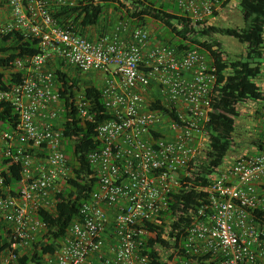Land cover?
Segmentation results:
<instances>
[{"label":"built area","instance_id":"obj_1","mask_svg":"<svg viewBox=\"0 0 264 264\" xmlns=\"http://www.w3.org/2000/svg\"><path fill=\"white\" fill-rule=\"evenodd\" d=\"M0 34L36 40L41 53L15 61L21 79L0 90L17 122L0 129V221L15 236L4 262L28 253L54 211L56 195L72 173L64 150L63 113L51 67L63 64L100 83L111 119L97 128L100 148L88 156L97 189L64 237L40 264H151L145 255L150 228L184 188L190 164L204 157L206 125L217 85L216 69L198 50L179 51L151 38L146 28L119 22L107 32L60 26L54 14L75 0H2ZM195 25H207L221 0H161ZM97 30V31H95ZM95 35L91 36V32ZM159 101L161 108L149 109ZM76 105L87 117L78 93ZM21 167V179L4 188L2 171ZM206 203L195 210L165 264H264V139L262 150L240 155L208 177ZM171 220L163 219L167 239ZM173 243V242H171ZM170 256L172 258L170 259Z\"/></svg>","mask_w":264,"mask_h":264},{"label":"trees","instance_id":"obj_2","mask_svg":"<svg viewBox=\"0 0 264 264\" xmlns=\"http://www.w3.org/2000/svg\"><path fill=\"white\" fill-rule=\"evenodd\" d=\"M221 2L219 10L225 8L229 1ZM3 5L4 1L0 0V7ZM108 9L115 11L120 22L129 23L132 27L148 29L151 22L159 24L170 34L171 38L165 37L167 45L179 51L198 50L206 56V63L216 69L217 85L212 93V111L206 125L209 144L205 155L195 164H190V177L183 179L184 188L172 194L169 210L164 215L165 219L171 220L167 239L162 228L164 218L150 228L149 248L145 255L151 264H165L161 254L169 251L173 245L178 247L185 228L193 221L195 210L206 203L207 195L203 190L209 186L208 177L220 170L225 159L237 147L234 134L240 117L239 106L252 101L261 102L264 108V92L258 85L264 78V0H238L242 28L195 25L180 11H175L174 5L161 0H75L72 7H62L53 16L59 20L60 26H69L74 32L84 34L85 28L100 29ZM217 16L218 12H215L214 18ZM106 27L104 23L101 31L105 32ZM218 35L233 38L245 46L244 56L228 59L222 44L215 39ZM39 53L41 50L36 40L24 38L18 32L0 34V90L9 89L24 75L15 73L16 60L31 58ZM51 69L64 105V150L72 175L56 195L55 210L39 212V219L46 224V231L32 243L30 251L16 261L4 262L15 236L8 225L0 221V264H40L45 254L54 251L56 243L64 237L69 225L78 216L80 207L97 189L96 176L88 156L100 148L96 138L97 128L110 120L111 115L104 107L99 85L63 64L53 65ZM78 93L83 94L87 117L81 116L76 105ZM159 108V101L149 105L152 110ZM16 122L13 108L7 103L0 104V129L8 130ZM263 139L264 130L252 142L255 150H262ZM9 163V160H2L0 169ZM1 175L4 188L14 186L21 179V167L8 166ZM2 194L4 189L0 188ZM259 218L264 222V216Z\"/></svg>","mask_w":264,"mask_h":264},{"label":"rangeland","instance_id":"obj_3","mask_svg":"<svg viewBox=\"0 0 264 264\" xmlns=\"http://www.w3.org/2000/svg\"><path fill=\"white\" fill-rule=\"evenodd\" d=\"M227 1V0H222ZM228 4L225 8L218 11V16L212 19L209 22V25L223 27V28H242L243 23L241 20V15L238 10V0H228ZM169 8L171 5H167ZM175 11L179 10L176 8ZM1 20V19H0ZM118 16L114 10L108 9L106 11L105 21L107 32L111 27L118 24ZM103 25L100 26V29L95 30L98 33L103 29ZM148 30L151 34V38L159 43H167L165 37L171 38L170 34L167 33V30L155 22H151ZM95 31L91 32V36ZM102 32V31H101ZM217 41L222 44L223 51L228 59H238L244 56L245 46L241 45L238 41L233 38L218 35L215 37ZM264 60H262L263 62ZM86 80H91L97 85H100L97 80L93 79L92 76L85 77ZM259 87L264 92V78L261 82L258 83ZM240 117L236 122V131L234 134L237 147L234 149V152L228 156L224 164L227 161L243 155L245 153L252 154L255 150V147L252 145V142L259 138L260 133L264 130V108L262 103L247 101L245 104L239 106ZM224 165L220 168L223 169Z\"/></svg>","mask_w":264,"mask_h":264}]
</instances>
